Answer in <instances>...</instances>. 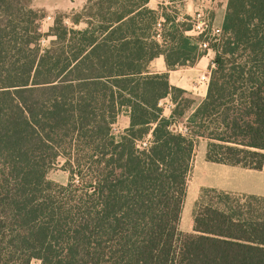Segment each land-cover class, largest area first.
I'll list each match as a JSON object with an SVG mask.
<instances>
[{"label":"trees","instance_id":"16d2710c","mask_svg":"<svg viewBox=\"0 0 264 264\" xmlns=\"http://www.w3.org/2000/svg\"><path fill=\"white\" fill-rule=\"evenodd\" d=\"M31 1L0 0V264H264V196L201 189L179 230L197 139L207 162L263 167L264 0H227L189 114L186 91L147 66L204 56L190 23L149 0H87L44 33ZM59 159L65 185L47 177Z\"/></svg>","mask_w":264,"mask_h":264},{"label":"rangeland","instance_id":"374dc122","mask_svg":"<svg viewBox=\"0 0 264 264\" xmlns=\"http://www.w3.org/2000/svg\"><path fill=\"white\" fill-rule=\"evenodd\" d=\"M54 0H32V7L42 10L44 16L40 21L42 31L48 32L49 27L52 26L54 18L58 13L69 14L56 9L48 10L45 5L53 2ZM87 1V0H86ZM37 3L42 4L38 6ZM86 3V2H85ZM227 0H173L172 3L161 4L163 10L161 14H165L169 19H176L179 23H190L186 18L191 19L195 17L196 13H201L204 21L206 22L205 31L207 35L202 37V41L213 43V38L210 34L213 28H220L219 25L220 15L226 10ZM85 5V4H84ZM84 7V6H83ZM82 7V8H83ZM82 8L77 12V16H82ZM193 9L192 17H187L186 12H191ZM65 23L70 26V21L65 20ZM158 23H163V19L157 20L156 30H160L161 26ZM191 24V23H190ZM217 25V26H216ZM86 25L83 22L77 26L78 29H83ZM170 23L167 24L169 28ZM188 36H196L194 32L188 31ZM50 40V37H44L41 44L45 46ZM214 54L211 49H206L204 56L191 67H179L173 73L170 84H178L179 88L186 91V97L193 100V104L188 113L191 112L200 102L203 97L206 84L208 83L209 68L213 60ZM176 76V77H175ZM178 79V80H177ZM163 108V115L168 116L172 108V104L168 98L163 99L161 102ZM186 114V115H187ZM127 113L122 112L114 126L115 130H122L127 125ZM186 126L185 120L178 121L172 126L173 130L184 132ZM206 140L197 139L193 151V158L191 169L187 177L186 194L183 201L182 211L179 221V230L183 233L191 232V221L194 204L198 198L201 189H216L228 192L234 195L254 194L264 196V163L259 171L247 170L240 167H231L216 163L207 162L205 159ZM62 159H59L58 164L55 165L47 174L49 180L61 185L68 182V173L61 167ZM30 264H39V261L33 259Z\"/></svg>","mask_w":264,"mask_h":264},{"label":"crops","instance_id":"0c3cea01","mask_svg":"<svg viewBox=\"0 0 264 264\" xmlns=\"http://www.w3.org/2000/svg\"><path fill=\"white\" fill-rule=\"evenodd\" d=\"M85 2H86V0H54L53 2L45 5V8L48 9V10L56 9V10H60V11H64V12H66V11L67 12H69V11L70 12L71 11H78V10H80L84 6ZM172 2H173V0H149L147 5H148V7L150 9H156L158 7V5L166 4V3H172ZM37 5L38 6H42V4H39V3H37ZM193 11H195V9H193L191 12H186L185 15L187 17H192ZM224 14H225V12H223V14L220 15V18L218 20L219 21V25H220V23L222 24V21H223V18H224ZM200 61H201V59H200ZM182 67H189V68H191L192 66H182ZM147 70L150 73H157V74L158 73L168 72V80L169 81L171 80L173 73L176 72V70L167 71V68H166V65H165V62H164V58L162 56H159V57L154 58L148 64ZM170 85L175 86V87H178V84H174L173 83V84H170ZM206 89H207V84H206V88H205L203 97L201 98L200 102L205 97ZM128 123H129V119L127 118V125L124 128H126L128 126Z\"/></svg>","mask_w":264,"mask_h":264},{"label":"built area","instance_id":"2783aa9c","mask_svg":"<svg viewBox=\"0 0 264 264\" xmlns=\"http://www.w3.org/2000/svg\"><path fill=\"white\" fill-rule=\"evenodd\" d=\"M190 23L192 26V29L190 31L194 32L196 36L202 35V37H205L207 35L206 31H205V25L206 22L203 19V16L201 13H196L195 17H192L190 19ZM158 25H160V23H158ZM221 33L220 28H213L210 32V34L212 35V37H218ZM199 47L202 49H209V42L206 41H201L199 43ZM186 131V129L184 128V132Z\"/></svg>","mask_w":264,"mask_h":264}]
</instances>
